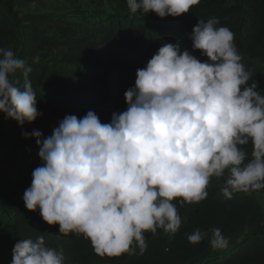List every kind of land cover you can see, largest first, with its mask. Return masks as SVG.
<instances>
[{"label": "clouds", "instance_id": "9594fccd", "mask_svg": "<svg viewBox=\"0 0 264 264\" xmlns=\"http://www.w3.org/2000/svg\"><path fill=\"white\" fill-rule=\"evenodd\" d=\"M199 2L127 0V6L163 19ZM188 38L207 60L180 42L163 43L137 69L134 87L124 93L127 109L110 122L89 110L82 118L66 115L50 136L31 133L42 163L24 192L28 211L39 209L61 235L89 239L99 256L134 255L137 247L146 251L145 233L174 235L182 225L174 201L206 200L211 178L224 179L227 199L264 189V92L245 68L234 33L218 19L199 20ZM31 70L26 59L0 47V113L21 127L42 115ZM209 231L214 249L228 246L219 228ZM208 235L196 229L188 240L197 244ZM12 264H64L63 250L47 246L43 234L20 239Z\"/></svg>", "mask_w": 264, "mask_h": 264}, {"label": "trees", "instance_id": "16d2710c", "mask_svg": "<svg viewBox=\"0 0 264 264\" xmlns=\"http://www.w3.org/2000/svg\"><path fill=\"white\" fill-rule=\"evenodd\" d=\"M8 1L0 0V47L14 51L22 41L20 58L32 69L28 79L42 115L21 127L0 113V264H12L13 248L20 239L35 240L40 234L47 246L63 250L64 264H264V189L235 193L227 199L221 191L223 178H211L208 196L199 204L181 206L174 201L182 217L180 229L171 236L162 229L156 234L145 233L147 249L143 254L137 247L134 255L99 256L89 239L59 234L58 225H47L39 209L30 212L23 201L32 172L42 163L31 133L38 130L43 137L50 136L66 115L82 118L89 110L102 123L110 122L114 112L127 109L124 93L134 87L137 69L145 67L163 43L180 42L182 50L206 61L188 38L199 20L214 17L219 26L234 33L245 68L252 72L257 90L264 92V0H200L188 13L163 19L151 12L132 13L127 0H115L114 12L103 16L84 13L44 18L26 14L20 30L4 10ZM17 1L20 8H26L36 0ZM40 22L52 23L58 31L46 34L33 24ZM98 36L132 49L150 50L141 56L103 60L94 54L97 44L93 40ZM59 47L69 53L50 63H29L42 52ZM19 80L22 87L23 74ZM22 133H28V138ZM248 151L250 154V145ZM213 228H219L228 239L226 248L211 246L209 230ZM196 229L209 235L192 244L188 236Z\"/></svg>", "mask_w": 264, "mask_h": 264}, {"label": "rangeland", "instance_id": "374dc122", "mask_svg": "<svg viewBox=\"0 0 264 264\" xmlns=\"http://www.w3.org/2000/svg\"><path fill=\"white\" fill-rule=\"evenodd\" d=\"M115 0H36L26 8H20L17 0H9L4 10L14 19L18 29H21L22 19L26 14L39 15L44 18H55L63 16L81 15L84 13H95L97 15H108L115 10ZM37 28L43 29L46 34L56 32L52 23H33ZM176 26V25H175ZM96 43V52L101 59L106 60L116 58V56H141L147 53L150 48L132 49L131 47L113 43L101 36L93 40ZM22 41H18L14 52L20 58ZM83 51L88 52V47H82ZM69 53L65 47H59L48 52L39 54V62L50 63L52 59H60L63 55ZM29 63H34L33 59ZM20 75V74H19Z\"/></svg>", "mask_w": 264, "mask_h": 264}]
</instances>
